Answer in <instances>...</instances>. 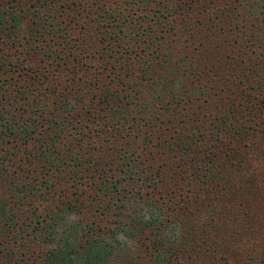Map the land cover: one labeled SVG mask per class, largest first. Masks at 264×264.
I'll return each mask as SVG.
<instances>
[{"label": "trees", "instance_id": "16d2710c", "mask_svg": "<svg viewBox=\"0 0 264 264\" xmlns=\"http://www.w3.org/2000/svg\"><path fill=\"white\" fill-rule=\"evenodd\" d=\"M115 1L119 7L115 2H111L114 5L113 8L105 10V17L103 14L100 16L99 30L95 38L98 49L95 52L75 55L77 40L69 38V34L66 33L68 25L65 30L61 22L57 24L58 26L48 25L51 28L50 35L59 39H53V45L47 46L49 53L42 44H38L41 40L39 42L35 40V46L27 50L29 54H23L28 55L23 59L14 54L22 45V39L16 32L20 27L21 15L16 13V6L13 12L5 8L4 2L0 4V181H7L9 184L8 197H0V236L15 230L17 223L20 222L17 220L16 197L19 201L33 200L39 195L43 205L38 206L36 210L43 212V219L38 220L35 233L46 246L42 258L43 264H107L115 251L127 248L128 240L135 241L145 233L151 235L149 245L152 248L147 264H170V257H177L178 254L185 255L182 249L184 246L191 244L190 247H193L194 251L195 247L201 248V243L207 247V252L214 253L202 263L210 259L213 260L211 264H238V257L247 256L253 259L254 264H264V241L263 244L255 246L257 241L252 238L256 234V227L259 226L254 225L253 220L258 223L262 218V216L259 217L261 213L252 216L246 213L244 218L247 219L245 220L247 225L243 221L242 224L238 223L237 218V222L235 220L230 223L231 217L228 213L231 211L234 213L235 210L219 211L217 209L219 203L209 208L208 215L199 214L198 216L190 213L177 214L173 207H170V213H168L167 208L147 197L144 199L141 197L143 200L140 201L134 194L132 183L129 181L144 182L147 168L138 169L135 166L137 158H134L128 150L118 151L119 160L124 163L123 166H117L113 161H104L103 171L99 169L102 164L91 168L98 173V176H94L95 184L91 186V189L97 197H102L101 200L107 205L106 216L113 210L110 201L116 200L119 203L115 205L114 213L117 220L113 228L104 229L105 226H101L103 220L101 223L97 221L98 216H94V221L90 224L82 219H74L76 218L75 212L72 211L74 206L64 203L60 197L56 199L58 193L54 189L56 184L60 183L59 180L63 174L66 173L73 180L83 178L82 171L79 176L77 174L82 167L81 157L78 153L74 157L70 155L67 157L70 163H67L66 156H63L65 142H62L63 139L68 142L74 135L68 147L75 146L79 135L73 131L79 130L81 123L91 121L93 125H96L97 136L94 134V137L98 138L104 150L103 145L111 149V146L108 148L107 143L110 139L106 137V134L110 135L115 143H120L124 133L132 137L129 130L134 129L133 131L139 133L137 126L142 124L138 121H141L140 117L144 118L140 115L146 111L150 115L159 110H168L176 98L196 95L197 88L193 86L192 78L196 80L197 76L191 73L195 70L168 66L172 57V47L168 43V38L174 35L171 18L177 12L181 1H186L189 6L190 1ZM124 1L126 5L120 6L124 4ZM260 1L264 0H255V3L260 5ZM44 2L55 3L54 0H44ZM200 2L196 0L194 5L200 8ZM20 5L22 2L18 3V6ZM84 6V10H87L85 4ZM154 9L156 12L151 15ZM51 10L55 9L51 7ZM41 14L38 11L34 12L37 19H41ZM48 17L50 18V15ZM252 44H256L255 39L252 40ZM82 57L84 59L89 57L90 63L93 64L82 65V61L80 62ZM30 65L35 67L32 69L34 71H27L29 74L32 72L31 79L27 73L21 72L28 69ZM247 70H249V73L245 72V75L248 74L247 81H253L249 75L256 72L264 73V60H252ZM61 71L63 73H60ZM10 73L12 77L18 74L17 82H12V78L8 77ZM258 75L256 74L257 79L254 80L256 82L259 80ZM80 82L83 83L82 88ZM87 84L89 85L85 95H89L91 91L93 99H98L97 106L88 105L86 102L82 91ZM253 90L258 91V97L254 99L256 102L260 100L258 107H263L264 100L261 98L264 97V87ZM199 91L205 93L203 90ZM70 96L73 100H70ZM52 106L54 107L50 111ZM257 109V107L254 109L255 112L261 115L262 113H259ZM79 110L84 113L85 120L82 119V113L80 114ZM233 122L243 126L242 130H247L242 119L237 118ZM220 124L223 127L234 126L228 118H223ZM129 125L136 126L131 128ZM254 129L237 132L238 136L232 134L229 137L250 141L248 145H251L257 134V130ZM119 133L120 137H118ZM234 133L236 135V132ZM148 137L149 135L145 139ZM34 146L37 148L34 149ZM181 149L186 155L187 146L183 145ZM226 157L224 162L232 165L237 173L243 165L249 167L253 165L250 162L251 157L247 154L237 155L232 151ZM230 157L236 164L228 160ZM182 158V160L185 159ZM204 158L205 156L202 160ZM213 158L215 160V156ZM27 163L33 165V171L24 178L21 176L12 180L14 175L24 174ZM206 164L200 169L198 167L195 172L204 174V180H201V184L204 185L211 184L210 180L216 179L219 175L216 169L209 166L210 163ZM253 169L255 170V167ZM229 173V177H234V172L230 170ZM153 175L150 177L152 181H154ZM254 175L256 174L253 173ZM207 177L208 182L205 181ZM229 184L235 187L237 183L224 179L222 183L216 185H222L224 189ZM256 185L257 183L252 184V181L247 182L245 186L241 184L243 186L240 188L241 191L248 189L245 193L248 195L246 199L256 198L255 195H259L255 192ZM130 191L132 194L129 196ZM230 191L234 196V190L230 189ZM133 195L134 198H130ZM107 198L110 200L107 201ZM129 200L137 202L135 213L127 210L126 201ZM103 212L105 213V210ZM167 213L170 216L166 217ZM218 218L226 220L220 223ZM235 223H238L241 229L232 228L229 231L228 227L235 226ZM200 261L201 259L198 263ZM251 263V260L245 261V264Z\"/></svg>", "mask_w": 264, "mask_h": 264}, {"label": "rangeland", "instance_id": "374dc122", "mask_svg": "<svg viewBox=\"0 0 264 264\" xmlns=\"http://www.w3.org/2000/svg\"><path fill=\"white\" fill-rule=\"evenodd\" d=\"M1 1L0 4L4 2L5 8L9 11L14 12V6H16L17 12H15L21 15L20 27L16 32L17 36L22 39V45L14 53L20 59L28 56L23 54H29L27 50L35 46V40L37 42L41 40L42 43L38 44H42L46 52L49 53L47 46L53 45V39H59L50 35L51 28L48 25L58 26L61 22H63L65 30L68 25L66 33L69 34V38L77 40L78 46L75 47V55L95 52L98 49L95 38L97 30H99L100 16L104 15L106 9L113 8L114 5L111 2H115L118 6L115 0H54L55 3L48 4L44 0ZM155 1L157 2V0ZM188 1L191 5H187L186 1H181L178 5L180 9L177 8V12L171 18L174 35L168 38V43L172 47V57L168 66L175 68L180 66L184 70L192 68L196 71L191 72L197 76L196 80L192 78L193 86L197 88L196 95L176 98L168 110H159L150 115L146 111L140 115L144 118L140 117L141 121H138L142 124V126H137L139 133L133 131L134 129L129 130L132 137H128L127 133H124L120 143H115L114 139L106 134V137L110 139V142L107 143L108 148L111 146V149H107V146L103 145L104 150L98 138L94 137V134L97 136L96 125H93L91 121L81 123L79 130L73 131L79 135L76 145L68 147L70 140L72 141V137H74L73 134L68 142L65 139L62 142H65L63 156H66L67 163H70L67 158L70 155L74 157L78 153L81 157L82 167L77 174L79 176L82 171L83 178L73 180L66 173L63 174L59 180L60 183L56 184L54 189L58 193L56 199L60 197L64 203L74 206L72 208L76 217L74 219H82L90 224L94 221V216H98L97 221L101 223L103 220L101 226H105L104 229L113 228L117 220L116 213H114L115 205L119 203L116 200H111L110 206L113 210L106 216L107 205L101 200L102 197H97L94 190L91 189V186L95 184L94 176H98V173L91 168L102 164L99 169L103 171L104 161H113L117 166H123L124 163L119 160L120 153L118 151L128 150L134 158H137L135 166L138 169L147 168L144 182L129 181L132 183L134 194L140 201L147 197L167 208L168 213H170V207H173L177 214L188 215L190 213L198 216H200L199 214L208 215L209 208L219 203L217 206L219 211L223 209L227 212L235 210L234 213L232 211L228 213L231 217L230 223L235 222L237 218L240 224L247 220L244 218L246 213L251 214L250 216L261 213L259 217L262 216V218L258 223L253 220L254 225H259L256 227V234L252 236L253 240L257 241L255 246H258L264 241V134H262L264 133V106L258 107L260 100L257 102L254 100L258 97V91L253 89L264 87V73L256 72L249 75L253 81H247L248 74L245 75V72L249 73L247 69L251 66L252 60H264V1H260V5H257L255 0H200V8L194 5L196 0ZM19 2H22V5L18 6ZM262 3L263 5H261ZM84 4L87 10H84ZM125 5L126 1L120 6L124 7ZM8 6L10 7L8 8ZM50 6L55 10H51ZM21 10L23 11L20 12ZM37 11L42 13L41 19L35 18L34 12ZM83 11H87V13H83ZM155 12L154 9L151 15ZM254 39L255 45L252 44ZM86 55L89 56V54ZM81 61L82 65L93 64L90 63L89 57L86 59L82 57ZM32 69L35 67L30 65L28 69L19 71L22 74L27 73V76L32 78L33 75H30L32 72L30 74L27 72L34 71ZM256 74H259L258 82L254 81L257 79ZM17 75L16 73L12 77L10 73L8 77L12 78V82H17ZM80 84L82 88L83 83L80 82ZM88 85L85 86L82 93H84L88 105L97 106L98 99H93L91 91H89V95H85ZM199 90H203L205 93H200ZM71 99L72 96H70ZM261 99L264 100V97ZM53 107L49 110L51 111ZM256 107L257 111L262 113L261 115L255 112ZM78 112L82 113V119L85 120L82 110ZM223 118H228L234 126L223 127L220 124ZM237 118L242 119V122L245 120L243 124L247 130H242L243 126L233 122ZM129 126L132 128L136 125ZM253 128L255 131L257 130V134L251 145H248L250 141L229 137L232 134L238 136L237 132H247ZM148 135V139H145ZM120 136L119 133L118 137ZM104 140L107 139L104 138ZM183 145L188 149L186 155L181 149ZM36 148L37 146H34V149ZM31 151L34 153L33 150ZM232 151L237 155L247 154L251 157L250 162L253 165L251 167L243 165L237 173L232 165L224 162V159L227 158L226 155ZM207 154L210 155L209 158ZM204 156L205 158L202 160ZM213 156H215V160H213ZM182 157L185 159L182 160ZM228 160L236 164L232 157ZM206 163H210L209 166L219 172L216 179L210 180L211 184L208 185L201 184V180H204L203 173H195L198 167L200 169L201 166L207 165ZM33 169V165L27 163L24 174L14 175L12 180L17 177L21 178V176L24 178ZM229 169L235 173L234 177H229ZM253 173L256 175L253 176ZM151 175L154 176V181L150 180ZM208 179L207 177L205 181L208 182ZM224 179L236 181L237 184L235 187L229 184L224 189L222 185H216L222 183ZM249 181H252V184L257 183L255 192L259 195H255L256 198L246 199L248 195L245 193L248 189L240 190L243 187L241 184L245 186ZM8 185L7 181H0V197H8ZM230 189L234 190V196ZM131 194L132 191L129 196ZM130 198H134V195ZM15 202H18L16 211L17 220L20 222L17 223L15 230H10L0 236V264H43L42 258L46 246L35 233L38 220L43 219V212L36 210L38 206L43 205L41 204L42 198L38 195L33 200L19 201L16 197ZM136 203L134 200L126 201L127 210L135 213ZM205 204L207 205L205 206ZM168 213L166 217L170 216ZM225 220H219V222L223 223ZM260 222L262 223L260 224ZM238 223H235V226H227L229 231L232 228L241 229ZM150 236L145 233L135 241L128 240L127 248L115 251L107 264H147L152 252L151 245H149ZM190 246L192 245L188 244L182 248L185 255L178 254L177 257H170V264H211L213 262L209 259L202 263L208 256L214 255L210 251L207 252V247H204V244H200L201 248L195 247L194 251ZM199 259L201 261L198 263ZM249 260L252 261L251 264H254L253 259L247 256L238 257L237 263L245 264V261Z\"/></svg>", "mask_w": 264, "mask_h": 264}]
</instances>
